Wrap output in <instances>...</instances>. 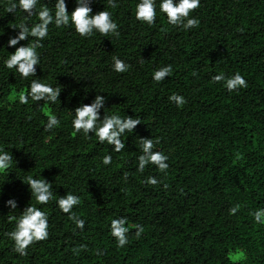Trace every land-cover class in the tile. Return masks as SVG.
Here are the masks:
<instances>
[{
  "label": "trees",
  "instance_id": "16d2710c",
  "mask_svg": "<svg viewBox=\"0 0 264 264\" xmlns=\"http://www.w3.org/2000/svg\"><path fill=\"white\" fill-rule=\"evenodd\" d=\"M115 2L91 0L90 7L92 14L109 11L118 35L81 37L71 24H50L37 49L36 76L22 80L3 61L36 38L8 47L24 20L7 13L10 0H0V149L13 157L0 174V264H264V225L253 216L264 209V0H200L190 13L199 23L190 29L169 24L160 0L152 24L136 20L139 0ZM55 3L40 0L35 11L43 5L54 14ZM65 3L71 14L75 0ZM36 22L35 14L27 20ZM113 57L128 70L113 71ZM168 65L171 75L153 81ZM236 73L246 88L229 92L212 80ZM32 79L59 88L58 100L4 104L12 92L27 95ZM173 93L184 97L182 106L169 100ZM97 95L105 98L101 120L114 114L140 120L121 137L120 152L72 128L75 109ZM52 115L60 123L45 130ZM140 139H152L153 151L168 157L166 170L152 164L139 170ZM28 176L51 184L46 204L31 198ZM67 194L79 203L63 213L56 201ZM29 205L47 216L48 236L20 255L8 233ZM120 218L129 229L123 247L110 230ZM236 252L244 258L230 261Z\"/></svg>",
  "mask_w": 264,
  "mask_h": 264
},
{
  "label": "clouds",
  "instance_id": "9594fccd",
  "mask_svg": "<svg viewBox=\"0 0 264 264\" xmlns=\"http://www.w3.org/2000/svg\"><path fill=\"white\" fill-rule=\"evenodd\" d=\"M40 0H10L6 7L7 13L14 15L19 12L23 15L24 22L20 23L14 29L19 30V34L15 38L8 40V47L15 46L18 42L25 40L27 37H35V40L26 46L16 49L14 54H9L3 61V66L8 70H15L22 80L36 76V68L39 64V55L37 49L41 47V41L48 35L49 25L54 24L56 27L68 26L71 24L75 32L81 37H91L94 34L101 36L118 35L117 24L112 19L111 13L107 10L92 14L90 7L91 0H75L76 7L69 14L65 0H56L54 6V14L47 6L41 5L36 12L37 5ZM111 7H116L115 0H107ZM200 4V0H160L159 11L166 16L169 24L182 26L184 29L196 27L199 21L195 17H190V13ZM27 13L25 17L24 14ZM38 16V22L31 24L27 20L33 15ZM156 16L155 0H139L135 6V18L137 21L152 24ZM113 71L123 73L128 70V65L121 59L113 57ZM172 68L170 65L164 66L156 70L152 74L153 81L159 83L165 77L171 75ZM214 82L223 81V86L229 91L246 88L247 82L242 75L236 73L231 77H225L218 74L212 77ZM59 88H53L49 84H43L39 79H32L29 84V92L27 95L20 96L21 103H28L29 99L34 102L43 100L45 103H55L60 94ZM169 100L175 102L177 107L185 103L184 97L173 93ZM105 98L97 95L95 99L88 105H81L74 111L71 121L72 128L77 133H82L85 137L90 138V132L101 143H107L113 146L112 150L120 152L125 148V144L121 137L126 133H132L134 128L140 124L138 118L127 116L111 115L100 119V110L104 108ZM60 121L55 115L48 118L45 130H51L58 126ZM141 155L138 157L139 170L143 171L146 165H155L159 170L164 171L168 168L166 163L168 157L162 152H154V142L152 139H140ZM13 157L9 152L0 149V172L7 170ZM111 155L103 157V164L111 163ZM26 185L29 186L31 198L34 197L37 204H46L53 196L51 184L42 179H35L31 176L26 178ZM147 183L155 185L157 180L150 177ZM59 209L63 213H70L73 206L79 203V198L72 194H67L57 201ZM6 204L11 209L17 208L15 199H9ZM239 205L232 207L230 212L235 214ZM254 221L264 225V209L254 212ZM75 219L78 227H83L84 221L70 216ZM126 219H114L111 221V235L115 237L118 247H123L127 243V235L129 229L125 227ZM137 235L143 231L140 225H136ZM9 238L13 241V250L20 255L25 254L26 248L34 241H41L48 236V218L45 213L36 206H27L23 213L17 219L14 230L8 233Z\"/></svg>",
  "mask_w": 264,
  "mask_h": 264
},
{
  "label": "rangeland",
  "instance_id": "374dc122",
  "mask_svg": "<svg viewBox=\"0 0 264 264\" xmlns=\"http://www.w3.org/2000/svg\"><path fill=\"white\" fill-rule=\"evenodd\" d=\"M21 95H24V93H23V92H21V93L12 92V93L10 94V96L5 100L4 104H6V103H11V102H13V101H15V100H19V98H20ZM43 113H44V114H48V111H47L46 109H44ZM2 172H3V171H2ZM2 172H0V174H1ZM243 258H244V255H243L242 252L231 253V254L229 255V259H230V261H232V262H239V261H241Z\"/></svg>",
  "mask_w": 264,
  "mask_h": 264
}]
</instances>
